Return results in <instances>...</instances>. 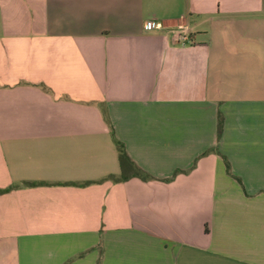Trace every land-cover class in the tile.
Returning <instances> with one entry per match:
<instances>
[{
    "label": "crops",
    "instance_id": "0c3cea01",
    "mask_svg": "<svg viewBox=\"0 0 264 264\" xmlns=\"http://www.w3.org/2000/svg\"><path fill=\"white\" fill-rule=\"evenodd\" d=\"M9 187L0 264H264V0H0Z\"/></svg>",
    "mask_w": 264,
    "mask_h": 264
},
{
    "label": "trees",
    "instance_id": "16d2710c",
    "mask_svg": "<svg viewBox=\"0 0 264 264\" xmlns=\"http://www.w3.org/2000/svg\"><path fill=\"white\" fill-rule=\"evenodd\" d=\"M115 148H116V151H117V155H118V159H119V162H120V165H121V169H123L124 167H127L129 170H132L135 173H137V175H139L140 174L139 170H137L135 168L133 163L127 157L122 145L120 143H118V142H115ZM10 189H12V187H9V188H7L5 190H0V194L4 193L6 191H9Z\"/></svg>",
    "mask_w": 264,
    "mask_h": 264
},
{
    "label": "built area",
    "instance_id": "2783aa9c",
    "mask_svg": "<svg viewBox=\"0 0 264 264\" xmlns=\"http://www.w3.org/2000/svg\"><path fill=\"white\" fill-rule=\"evenodd\" d=\"M144 27H145L146 30H152V29L157 28V26L155 25L154 22H146ZM177 40H180L182 42H186L187 38H186V36L177 35Z\"/></svg>",
    "mask_w": 264,
    "mask_h": 264
}]
</instances>
